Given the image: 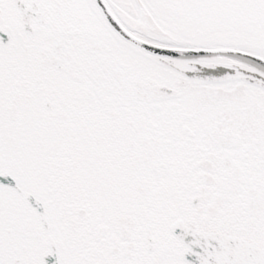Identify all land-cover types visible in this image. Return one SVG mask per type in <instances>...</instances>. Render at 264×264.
Here are the masks:
<instances>
[{"label": "snow or ice", "instance_id": "obj_1", "mask_svg": "<svg viewBox=\"0 0 264 264\" xmlns=\"http://www.w3.org/2000/svg\"><path fill=\"white\" fill-rule=\"evenodd\" d=\"M0 264H264V0H0Z\"/></svg>", "mask_w": 264, "mask_h": 264}]
</instances>
